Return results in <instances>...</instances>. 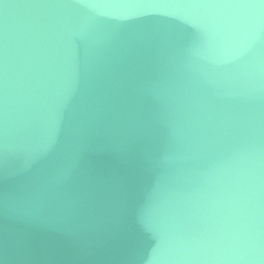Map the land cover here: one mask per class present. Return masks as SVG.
<instances>
[{"label": "clouds", "instance_id": "9594fccd", "mask_svg": "<svg viewBox=\"0 0 264 264\" xmlns=\"http://www.w3.org/2000/svg\"><path fill=\"white\" fill-rule=\"evenodd\" d=\"M0 264H264V0H0Z\"/></svg>", "mask_w": 264, "mask_h": 264}]
</instances>
